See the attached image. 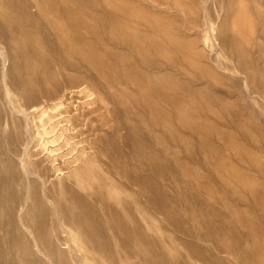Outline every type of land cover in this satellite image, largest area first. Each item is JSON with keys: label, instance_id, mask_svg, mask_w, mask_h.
<instances>
[{"label": "rangeland", "instance_id": "rangeland-1", "mask_svg": "<svg viewBox=\"0 0 264 264\" xmlns=\"http://www.w3.org/2000/svg\"><path fill=\"white\" fill-rule=\"evenodd\" d=\"M28 1L30 9L38 14L37 21L45 23L47 36L54 40L53 47H48L46 42L42 44L50 64H36L34 56L28 53L25 54L31 63L25 64L22 58L26 57H15L11 43L2 38L1 47L10 52L7 63L15 60L17 66L13 80L9 77L10 83L4 81L3 59L0 58V113L3 120L9 122L3 123L6 129L18 125L26 131L25 122L6 98V84L17 103L24 102L19 97L18 86L26 74L31 77L32 84L40 85L42 90L59 84V94L55 97L22 105V108L28 106L29 121L34 129L31 150L35 154L29 157L44 160L58 188L61 180H65L85 193L91 191L90 186L81 187L78 178L69 171L97 151L96 138L106 131L112 132V139L118 146L129 151L131 145L123 137L129 125L134 128L138 142L151 146L154 162L128 165L149 174L156 187L166 193L165 188L169 190L174 182L170 173L158 165L165 158L179 162L182 135L188 130L185 122L193 124L204 120L208 127L214 126L218 148L233 153L236 147L226 143V136L241 137L240 127L244 128L243 124L237 127L235 120L256 115L264 121V0H87L82 4L89 6L87 26L82 28L87 40L58 36L60 32L67 33L68 28L54 27L50 23L51 13L40 17L42 13L38 8L45 10L43 6L49 2L62 6L63 0H40L41 7ZM67 3L69 5L71 0ZM106 9L115 10V14L104 15ZM78 15L79 11H75L70 19ZM60 18L68 21L65 15ZM154 24L158 25L157 30ZM30 35L44 37L37 33ZM14 36L21 39L22 34ZM87 44L94 48L97 44L98 54L106 63L71 56L72 47ZM81 81L84 82L79 84ZM81 88L84 89L80 91ZM229 101L235 103L237 111L242 110L241 115L226 109ZM188 106L192 108L191 113L187 112ZM52 122L57 123L54 129ZM93 123L99 129L95 130ZM193 132L198 145L202 144V135ZM57 134L59 139L53 140ZM250 142L252 149L255 148L257 141L253 135ZM259 154L263 169L256 174L259 185L255 191L254 216L258 240L251 264H264V150ZM146 157L152 159L153 155L147 150ZM91 161L114 181L130 180L123 174L121 164L112 163L105 154ZM244 168L250 174L255 172L248 163ZM140 197L143 200L145 196ZM108 199L124 209L128 218H134L124 203L112 196ZM96 204L100 202L96 200ZM133 212L148 233L157 234L156 224L163 221L162 210L152 207L149 212L141 209ZM51 215L59 217L58 211ZM148 221H153L154 227H147ZM26 228L32 236V228ZM76 251L80 252L81 248ZM134 258L129 251L120 261L133 264Z\"/></svg>", "mask_w": 264, "mask_h": 264}, {"label": "bare ground", "instance_id": "bare-ground-1", "mask_svg": "<svg viewBox=\"0 0 264 264\" xmlns=\"http://www.w3.org/2000/svg\"><path fill=\"white\" fill-rule=\"evenodd\" d=\"M32 1L43 6L40 0ZM67 1L63 0L62 6L49 2L43 6V11L38 8L42 13L40 17L51 13L50 23L54 27L68 28L67 33L60 32L58 36L87 40L82 30L87 26L89 6H82L87 0H71L69 5ZM75 11H79V15L71 20L70 15ZM112 14L115 10L106 9L104 12L106 16ZM61 15H65L68 21L62 20ZM0 17L4 81L10 83L9 77L13 80L17 62L7 63L10 52L5 46V49L1 47L2 38L11 43L15 57H26L22 58L25 64L31 63L25 53L33 55L36 64H50L42 44L46 42L48 47H53L54 40L47 36L45 23L37 21L38 14L30 9L28 0H0ZM154 27L158 29V25L154 24ZM18 33L22 34L21 39L14 36ZM31 33L44 37L41 39ZM99 51L97 44L95 48L87 44L72 47L70 54L106 63ZM70 63L74 62L70 60ZM7 86L6 98L13 111L25 122L26 131L18 125L6 129L3 123L9 122L3 120L0 113V264H84V260L90 264H121L120 258L129 251L135 257L133 264H199L198 261L251 264L255 257V241L258 240L254 225L255 191L259 185L256 174L263 169L259 151L264 150V121L256 115L235 120L237 127L243 124L244 128L240 127L241 137L226 136V143L236 147L233 153L218 148L214 126L208 127L204 120L193 124L185 122L184 127L188 130L182 135L179 162L165 158L158 165L170 173L174 182L169 190L165 188L166 193L156 187L149 174L128 165L143 162L151 165L154 162L151 146L138 142L134 128L129 125L128 133L123 137L131 145L129 151L118 146L112 139V132L106 131L96 138L97 151L69 171L78 178L81 187H91V191L85 193L65 180H61L62 185L58 188L56 180H52L54 177L44 166V160L29 157L35 154L31 150L34 129L29 121L28 106L22 108V105L55 97L59 94V84L42 90L40 85L32 84L31 77L26 74L18 86L19 97L25 102H19L21 104L13 100V93ZM225 106L235 115L242 113L231 101ZM191 111L188 106L187 112ZM56 125L52 122V129ZM93 128L97 130L99 126L94 124ZM193 131L202 135V144L199 142L198 145ZM57 135L53 140L59 139ZM252 135L257 141L253 149ZM147 150L152 153V159L146 157ZM101 154L107 155L112 163L121 164L123 174L130 180L114 181L91 164V159L100 158ZM246 163L254 168V174L244 168ZM57 168L62 169L61 166ZM142 195L145 196L143 200ZM110 196L124 203L134 218H128L115 202L112 204L108 199ZM96 200L100 204H96ZM152 207L163 212V221L156 224L157 234L148 233L133 212L134 209L149 212ZM53 211H58L59 217L53 218ZM154 225L153 221H148L147 227ZM27 226L32 228V236L26 231ZM78 248H81L80 252L76 251Z\"/></svg>", "mask_w": 264, "mask_h": 264}]
</instances>
